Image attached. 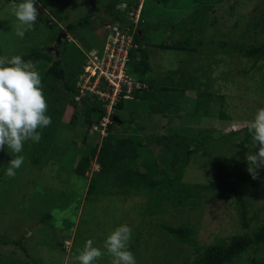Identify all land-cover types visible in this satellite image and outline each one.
<instances>
[{
    "label": "trees",
    "instance_id": "1",
    "mask_svg": "<svg viewBox=\"0 0 264 264\" xmlns=\"http://www.w3.org/2000/svg\"><path fill=\"white\" fill-rule=\"evenodd\" d=\"M42 1L50 3L55 0ZM252 1L257 3V0H250L251 3L249 0H214L216 5L220 4L226 10L222 11V9L215 10V7L209 5L211 0H207L208 5L204 4L205 0H191L195 9L191 14L176 22V25L170 26L172 32L175 31L174 35L171 32L168 39L162 40L160 44L152 45L145 35L151 27L144 19L150 12L146 11L145 7L150 5L154 9V4L160 1L144 0L140 9L138 28L131 36L132 47L128 51L125 67L126 74L131 76V81L139 86L132 87L131 100L119 99L113 106L110 123L104 130L105 135L101 137L99 144L93 146L88 145L86 133L92 126L98 125L99 120L106 115L107 102L100 100L90 91L81 90L78 86L82 83L79 78L84 75L83 68L93 50L85 54L74 44L68 46L67 40L63 38L58 46L55 45L58 33L54 29L53 18H59L62 13L53 11L52 15H49L44 12L45 15L42 10L38 11L37 18L40 19L41 28L48 29L47 37L41 42L35 32L38 30V23L33 25L30 35L33 34L31 38L37 43L34 42L27 52L16 55H20L26 61H31L40 73L43 94L47 102L46 114L51 117V124L38 129L41 131L40 141L38 143L30 140L25 142L20 154L24 156V170L33 171L32 174L36 172V180L40 178L39 173L43 174L47 165H57L56 170L52 172V177L61 185L60 189L56 192L55 198L49 202L48 209L42 211V215L37 217V220L40 226H55L57 223V229L59 228L60 232L74 231L71 241L74 242L71 248L74 251L73 255L76 252L78 254L81 247L83 249L85 241L89 239V236L85 235L87 229L83 227L84 219L96 218L98 213H103L108 209L106 200L100 204L95 202L96 198L102 200L105 196L101 194L105 192L102 188L103 184L112 182L125 202L127 199L133 201V197H146L142 204L135 203L138 206L133 215L148 214L147 209H154L157 206L159 211H163V202L177 204V208L201 207V201L204 196L206 197V193L204 194L195 185L182 183L183 170L197 155L207 157V159L211 157L214 160L217 159L218 156L214 157L213 152V149L217 148L224 150L227 156L235 152L243 159H235V165L229 163L221 166V173L224 175H228L232 169L235 175H238L236 180L230 184H219L213 187L218 196L225 199L230 196L228 201L231 205L233 204L232 207L238 213L239 233L225 241L200 246L195 241L194 229L185 223H179L176 227L161 226L163 236L159 235L160 231L150 230L148 225V232L139 231L140 227L145 225L140 222L134 224L118 219L115 223L117 226L127 224L135 228L132 231L133 236L129 249L136 259L144 250L150 248L149 259L155 258V261H160V264H174V260L178 264H232L237 261L242 263L243 258L251 252L254 256L246 258L249 264H264V257L259 256L261 253L264 256V190L260 192L258 184L260 181L264 189V168L257 170L258 175L255 178L247 171L245 157L251 151L257 150L256 147L252 148L248 128L223 133L222 129L213 130L208 127L193 129L189 126L191 123L198 126L200 123L197 121L206 123L217 119V122L221 124L231 119L225 112L224 94L212 92L213 83H209L213 73L218 71L216 67L220 62H224L228 56L245 58L254 64L264 62V39L258 41L255 38V35L264 32V4H262L263 10H260L261 4L252 6ZM104 2L97 0L98 7L94 12L79 16L75 21L67 24L65 26L66 35L76 38L75 33L90 27L95 20V13L98 12H104L107 18L106 23L102 22L98 28L106 26L109 22H117L128 24L127 26L132 29V24L125 16L126 12H121L116 5L126 2L127 11H132L138 7L139 0H107ZM232 17L235 18L230 23ZM245 20V26L239 38L234 37L238 22ZM25 38H27L26 34ZM248 38L251 39L250 43L244 41ZM50 45H55V47L50 50ZM146 47L175 53L179 57L176 61L177 68L166 69L165 76L156 82H147L146 76L151 70V64L149 50ZM95 55L101 58L103 51L98 56L95 50ZM198 55L199 59L202 58L201 60L205 63L200 67H189L190 59L193 56L199 57ZM70 64L73 65V69H70ZM247 75L248 72H244L242 76ZM215 76L216 74L213 78ZM258 79L257 90L262 94L264 73ZM188 91L192 92L193 96H187ZM213 104L219 105L216 114L212 108ZM141 105H144V110L139 108ZM68 107H71L74 116L69 124L62 119ZM182 111L184 112L183 123L177 127L170 125L173 120L180 119L179 113ZM156 116L166 119L164 134L151 132L149 135H143L152 118ZM76 120L80 127L85 126L86 129L82 131L84 134H81L80 141L84 147L83 149L77 148L74 140L68 141L67 143L70 144L60 148L61 152L64 148L62 159L65 160L63 162L66 165H63L60 159L53 158L52 154L56 153V147L53 145L56 139L63 141L62 138L67 137L66 132L76 131L78 126L74 124ZM96 135L99 137V134ZM163 142L167 143V148L155 158L149 145L161 146ZM14 155L6 146L0 149V165L8 164ZM92 162L98 166V170L93 171L88 177L86 173ZM241 162L245 163L246 168L240 174ZM3 173L0 168V185L2 182L5 183L4 196L11 197V192L16 194V197L18 196V204L12 207L11 213L16 211L18 205V212L23 215L25 210L23 203L26 199L23 189L25 188L15 180V182L7 181ZM35 179H31L32 183L38 182ZM74 181L80 184L75 187L73 186ZM85 182L87 183L85 199L80 211L82 216L76 226L74 219L79 212L78 202L83 195L81 191ZM239 185H243L244 189L237 192L236 187ZM210 189L212 190L209 185L204 187L206 191ZM241 194L243 197H240ZM259 199L262 201L260 200L261 205L258 210L253 206L255 203L259 204ZM85 216L86 218L83 219ZM141 234L142 236L139 237ZM106 235L97 236L99 243L103 244ZM23 237H19L12 243L27 256V251L22 246ZM170 240L189 245L192 248L193 257L190 255V257L181 258L179 253L177 255L175 250L168 245L164 248L166 253L160 251L158 245L162 248ZM8 242L9 240L4 236H0V244L4 245ZM144 243L148 246L144 247ZM140 247H142V252L139 251ZM31 264H36V262L32 261Z\"/></svg>",
    "mask_w": 264,
    "mask_h": 264
},
{
    "label": "rangeland",
    "instance_id": "2",
    "mask_svg": "<svg viewBox=\"0 0 264 264\" xmlns=\"http://www.w3.org/2000/svg\"><path fill=\"white\" fill-rule=\"evenodd\" d=\"M101 1L102 0H100V2ZM103 1L106 2L107 0ZM159 1L160 2L154 4V9H152L150 5L145 7L146 11L149 10L150 12L146 14V18L144 17V19L145 22H147L146 24L151 26L145 35L148 38L149 43L152 45L160 44L162 40L168 39L172 32L170 26L185 18V16L191 14L195 9V5L191 3V0ZM51 2L44 3L42 0H38V3L35 6L37 7L38 11L42 10L43 13L46 12L49 15H52L51 12L53 11L62 13L59 18H53L54 29L58 34H61L62 32L66 34L65 26L67 24L72 23L79 16L94 12V10L98 7L97 0H55ZM143 2L144 0L142 1V5ZM263 2L264 0H257V3L252 1V6L255 4H261L259 9L263 10ZM204 4L208 5L209 3H207V0H205ZM209 5L215 7V10H225L222 5H216L214 0H211V4ZM124 6L121 5L119 8L123 9ZM12 7V0H0V57H10L19 53H25L35 42L31 38L33 34L31 33L30 35L31 28L25 32L27 38H25V34L23 37H19L16 34V26L18 21L12 13ZM46 13L44 14L46 15ZM234 18L235 17H232L230 19V23L234 20ZM94 19L95 20L90 25V27L83 28L75 33L77 36L76 38L69 35H65L63 37V39L67 40L68 46L69 44H74L80 49L81 52H84L85 54L91 52L92 50H96L98 52V56L102 51H104L106 48L104 44L106 43V41H104V38H106V27L104 25L102 26L104 29H101L102 27L100 26L98 28V26L99 24L101 25L102 22L106 23L107 18L104 16V12H98L95 13ZM39 22L40 19L37 18L35 24L38 23V30L35 32L36 35H38V39L43 42L47 37L48 29L45 27L41 28ZM245 22L246 20L244 22H238L234 37L239 38V34L244 29ZM174 32L175 31L172 32L173 35ZM255 38L256 40L261 41L264 39V32L258 33V35H255ZM244 41L246 43H250L251 39L248 38ZM49 47L51 48L53 45H50ZM88 48H90V50ZM146 49L149 50L148 52L151 64V70L146 76L147 82H156L165 76L164 74L167 72L165 71L166 69H170L171 67L174 69L177 68L176 61L179 57L175 53L150 47H146ZM89 58L91 59V57ZM199 58L200 56H193L190 59L189 67L202 66L205 62L204 60H201L202 58ZM66 60H68V58ZM107 62H109L108 59ZM73 68V65L70 64V69ZM216 69H218V71L213 73V77L214 74H216V76L215 78L212 77L213 79L211 78L209 83H213L212 92H220L224 94L225 112L228 116H230L231 119L221 124L217 122V119H212L206 123L197 121L200 123L198 126H196L194 123H191L189 126H191L193 129H204L207 127L213 128V130L222 129L223 133H227L229 131H239L241 129L247 128V124L253 118L256 110L258 108L264 107V89L262 94L257 90V80H259V76L261 77L264 73V62H258L257 64H254L251 60H247L245 58L228 56L224 62L219 63V66L216 67ZM244 72H248V75L242 76ZM186 95L193 96V93L188 91L186 92ZM143 106L144 105H141L139 108L144 110ZM212 108L216 114L219 109V105L213 104ZM72 112L73 111L71 110V107H68L64 112L62 119L65 123L69 124L74 119ZM179 114L180 119L173 120L170 125L177 127L183 123L184 112L182 111ZM103 123L105 124L106 122L103 121ZM74 124L78 125L76 131L71 133L66 132L67 137H65V139L62 138L63 141L56 139L53 145L56 147V153H53L52 156L55 160L60 159V163L63 165H66L63 162L65 160L62 159L64 148L62 152L60 148L70 144L67 143L68 141L74 140L76 142L77 148L83 149L84 147L80 141L82 138L81 134L85 129V126L80 127V124L77 120ZM165 125L166 119L160 116L153 117L143 135H149L151 132H154V134H164L166 128ZM101 126H95L87 130L86 136L89 146L100 143L101 137L105 134V132H103L104 127ZM96 134H99V137H97ZM161 144V146H155L154 144L149 145V149L155 158L159 154H162L163 150L167 148V143L163 142ZM213 152L214 157L218 156L217 159L214 160L213 157H211V159H207V157H201L200 155H197L191 159L189 166L183 170L182 174V183L195 185L196 188L201 189L204 194L206 193V197L204 196V199L201 201V207L198 206V208H193L187 206L183 208H177V204L163 202V211H159V207L157 206L154 209H147L148 214H141V216L133 215L136 207L138 206L135 203L139 202L142 204L146 197H133V201L131 199H127L125 202L124 198L119 195L117 188L113 185V183L107 182L102 185V188L105 192L101 194H105L104 198L102 200L96 198L95 202L100 204L106 200L108 202V209L104 210L103 213H98V216L96 218L94 217L93 219L86 220V216L83 217V219L86 218L84 219L85 222L83 223V227L87 229L85 235L89 236V239L93 240L94 246L103 248V244L99 243L97 236H105V233H108L110 232L109 230L115 228L117 226L115 221L117 222L118 219L125 222L130 221V223L134 224H137V222L145 224L144 226L140 227L141 229L139 231L141 232H148V225L151 228L150 230L160 231L159 235L161 236L164 234L160 230L161 226L165 225L176 227V225L179 223H185L194 229L195 241L200 246L212 245L218 241H225L233 235H236L240 231V226L237 221L238 213L232 207L233 204L231 205L228 201L230 196L226 199L222 196H218L216 190L213 187H216L219 184H230L236 180L238 175L236 176L232 169L228 175H224L221 173V166L227 165L229 163L235 165V159H243L242 157L237 156L235 152L230 153L229 156H227L222 149L219 150L214 148ZM0 166H7V164L2 163ZM56 168L57 165H47L46 169L43 170V174L39 173L40 178L38 180L35 179L36 172L32 174L33 171L29 172L28 170H24L23 164L19 169L16 170L17 174L15 177L9 178L4 175L7 181H17L25 188L23 189V192H25L24 197L26 199H24L25 201L23 203L25 206L23 215L21 212H18V205L16 211L14 210V213H11L12 207L18 204V196L16 197V194L11 192V197H5L3 194L5 183H1L0 236H4V238L9 240V242L4 245L0 244V264H31L32 261H35L36 264H78V262L74 260L77 252L76 254L74 253L75 255H73L72 253L74 251L71 249L73 248L74 244V242H71L74 231L60 232V229H57V223L55 226H40L37 220V217L42 215V211L48 209L49 202L55 198L56 192L60 189L61 185L56 180H54V177H52V172H54ZM245 168V163L241 162L239 169L240 174ZM1 169L3 171V168ZM97 170L98 166L92 162L90 169L86 173V176L89 177L93 171ZM219 175L220 177H218ZM31 179H35L38 182L32 183ZM79 184L80 183L78 181H74L73 186L76 187ZM258 184L259 189H261L260 192H262L264 189L260 181ZM86 185L87 183L85 182L83 190L81 191V194L83 195H81V200L78 202L79 212L74 219L76 226L79 224V218L82 216L80 211L83 200L85 199L84 195ZM208 185L212 188V190H204V187ZM242 189H244L243 185L236 187L237 192L241 191ZM240 197H243V195L241 194ZM260 200L262 201V199L258 200L259 204L255 203L253 206L258 208V210L261 205ZM133 230H135V228L132 227V231ZM21 236H24L22 246L26 249L27 256L24 255L21 249L12 243ZM141 236L142 234L139 237ZM167 245L172 247L177 255L179 253L181 258H187L190 257V255L193 257L191 254L192 248L187 244L170 240L169 242L165 243L162 248L158 245V248L163 253H166L164 248L167 247ZM147 246L148 245H145L144 243V247ZM80 250H82V247ZM139 251L142 252V247H140ZM150 254V248L148 250H144L138 259L135 258L137 264H160V261L156 260L158 261L157 263L155 258L149 259ZM248 256L252 257L254 254L252 252L249 253V255L243 258L242 263L237 261L233 262L232 264H249L246 260ZM259 256L264 257L262 253L259 254ZM109 258L110 256L105 254L96 262V264H111V258ZM173 262L174 264H178L176 260Z\"/></svg>",
    "mask_w": 264,
    "mask_h": 264
},
{
    "label": "clouds",
    "instance_id": "3",
    "mask_svg": "<svg viewBox=\"0 0 264 264\" xmlns=\"http://www.w3.org/2000/svg\"><path fill=\"white\" fill-rule=\"evenodd\" d=\"M142 1L139 0L138 7L132 11H127L126 2L116 5V8L121 12H126L125 16L133 27L130 29L128 24L109 22L105 26L106 38L104 41H107L110 28L114 25L126 28L131 39L133 32L138 28ZM37 3L38 0H12V13L18 21L16 34L19 37H23L25 32L36 23L39 15L35 6ZM121 5H125L123 9L119 8ZM55 45L49 49L52 50ZM128 51L124 56H117L109 63H107L104 51L101 58H98L93 51L90 55L91 59H87L83 68L84 75L79 78L82 83L78 86L81 87V90L90 91L96 94L100 100L107 102L106 115L99 120L98 125L92 127L104 125L101 127H104L103 130H105L107 124L110 123L113 106L119 99L131 100L133 97L132 87L139 86L131 81V76L126 74ZM113 65L116 66L115 71L111 68ZM46 113L47 102L43 94L41 76L35 65L31 61L24 60L20 55L0 57V149L6 146L11 153L15 154L7 166H0L3 168L5 176L9 178L16 176V170L24 162V156L20 153L25 142L30 140L33 143H38L40 141L41 131L38 129H43L51 124V117ZM103 121L106 123L104 124ZM247 128L251 135L252 148L256 147L257 149L245 157L247 171L255 178L257 170L264 168V107L256 110L253 118L248 122ZM132 236L131 226L120 224L106 235L103 248L94 246L93 240L87 239L83 249L74 257V260L78 264H96L101 257L107 254L111 257V264H137L129 249Z\"/></svg>",
    "mask_w": 264,
    "mask_h": 264
},
{
    "label": "built area",
    "instance_id": "4",
    "mask_svg": "<svg viewBox=\"0 0 264 264\" xmlns=\"http://www.w3.org/2000/svg\"><path fill=\"white\" fill-rule=\"evenodd\" d=\"M106 42L107 43L105 44L106 48L104 49V52L105 58L108 59L109 62L112 59H115L117 56H124L128 49L132 47L131 39L126 28H119L118 25H114L110 28ZM111 68L113 71H115L116 66L113 65ZM112 79H115V77H112Z\"/></svg>",
    "mask_w": 264,
    "mask_h": 264
},
{
    "label": "water",
    "instance_id": "5",
    "mask_svg": "<svg viewBox=\"0 0 264 264\" xmlns=\"http://www.w3.org/2000/svg\"><path fill=\"white\" fill-rule=\"evenodd\" d=\"M66 34L64 33H61V34H58L57 37H56V41H55V44L58 46L59 43H60V40L61 38H63Z\"/></svg>",
    "mask_w": 264,
    "mask_h": 264
}]
</instances>
